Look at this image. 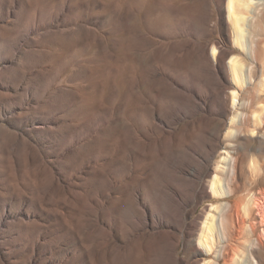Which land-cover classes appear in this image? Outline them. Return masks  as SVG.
I'll return each instance as SVG.
<instances>
[{"label":"rangeland","instance_id":"rangeland-1","mask_svg":"<svg viewBox=\"0 0 264 264\" xmlns=\"http://www.w3.org/2000/svg\"><path fill=\"white\" fill-rule=\"evenodd\" d=\"M251 6L245 49L226 0H0V264H264Z\"/></svg>","mask_w":264,"mask_h":264},{"label":"bare ground","instance_id":"bare-ground-1","mask_svg":"<svg viewBox=\"0 0 264 264\" xmlns=\"http://www.w3.org/2000/svg\"><path fill=\"white\" fill-rule=\"evenodd\" d=\"M261 0H226V16L228 17V19H230L232 21V42L241 47V48H245L247 49L248 48V34H249V29L248 27H242L240 25V15L236 12V8H239V7H242L243 9H247L249 12H253L254 9L252 8V4H255L257 2H259ZM216 52V49L213 47L212 50H211V53L212 54H215ZM236 72L239 73V75L241 74L242 76V79L246 81V77H245V74H242V70L241 69H238V67H236ZM235 100V99H233ZM240 104V103H239ZM64 117V116H63ZM72 127V126H71ZM70 127V128H71ZM74 127V126H73ZM35 128L37 129H41V128H44V125L41 123V122H38L36 125H35ZM66 130V129H65ZM68 130V129H67ZM76 130V128H75ZM70 131V132H69ZM67 131L68 133H65L64 137H69L71 136V132L73 133L74 130H70ZM66 132V131H65ZM77 132V131H76ZM63 137V138H64ZM65 140V139H64ZM68 140V138H67ZM74 141V140H73ZM67 142V141H66ZM65 143V141H64ZM72 143V142H71ZM70 144V143H69ZM102 173V172H101ZM105 174V173H104ZM123 175V174H122ZM126 175H123V177H125ZM120 181V180H119ZM116 182V181H115ZM116 186V185H115ZM106 190V189H105ZM218 193L219 194H225V192L223 191V188H218ZM138 202L141 204V203H145V200L146 198L145 197H139L137 198ZM138 203V204H139ZM121 206V205H120ZM122 207V206H121ZM120 209V208H119ZM139 216L142 215L141 213H139ZM140 218L144 220L145 217L143 216H140ZM146 219V218H145ZM241 223H243V221H241ZM152 226L154 225L153 222H151ZM226 225L224 224V228L226 229ZM221 228H219V225H218V217L214 215V217H212L210 219V221H208V224L205 226L204 228V232H206L207 234V237L211 238V235H209L208 233H212L215 232L216 234H218L219 236V231L221 232L220 230ZM252 230H254V227L252 228ZM240 231L241 232H244V226L243 224H241L240 226ZM208 232V233H207ZM221 234V233H220ZM202 246H203V249H204V252L207 253V251L209 250V244H207V242H205V239L202 240Z\"/></svg>","mask_w":264,"mask_h":264}]
</instances>
